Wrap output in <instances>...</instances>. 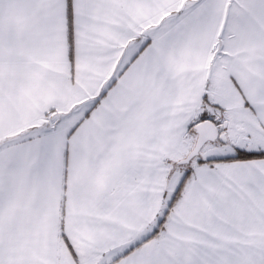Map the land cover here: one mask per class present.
Wrapping results in <instances>:
<instances>
[{
    "label": "snow or ice",
    "instance_id": "obj_1",
    "mask_svg": "<svg viewBox=\"0 0 264 264\" xmlns=\"http://www.w3.org/2000/svg\"><path fill=\"white\" fill-rule=\"evenodd\" d=\"M0 264H264V0H0Z\"/></svg>",
    "mask_w": 264,
    "mask_h": 264
}]
</instances>
